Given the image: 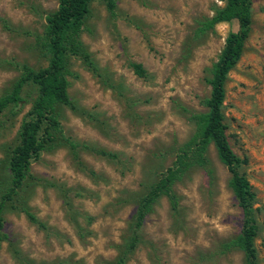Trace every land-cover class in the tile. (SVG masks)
Returning a JSON list of instances; mask_svg holds the SVG:
<instances>
[{
  "label": "rangeland",
  "instance_id": "1",
  "mask_svg": "<svg viewBox=\"0 0 264 264\" xmlns=\"http://www.w3.org/2000/svg\"><path fill=\"white\" fill-rule=\"evenodd\" d=\"M114 1L113 15L100 0L90 1L78 39L100 77L79 59L68 60L67 95L76 110L56 107L61 133H53L3 206L0 264H116L138 200L194 139L211 66L236 23L200 31L222 6L218 0ZM56 5L0 0V96L21 66L46 65L43 17ZM249 18L242 53L226 72L222 114L253 194V246L256 264H264V0H251ZM132 63L144 77L133 73ZM35 94L24 86L20 102L0 115V195L9 186L7 157ZM202 155V164L189 166L171 185L175 207L163 195L153 203L124 264H244L238 249L221 247L241 222L229 175L211 144Z\"/></svg>",
  "mask_w": 264,
  "mask_h": 264
},
{
  "label": "trees",
  "instance_id": "2",
  "mask_svg": "<svg viewBox=\"0 0 264 264\" xmlns=\"http://www.w3.org/2000/svg\"><path fill=\"white\" fill-rule=\"evenodd\" d=\"M90 1L57 0L55 10L46 13L43 17L44 25L40 42L47 55L46 65L36 71L21 66L19 76L10 91L0 96L1 115L5 109L20 102V94L24 86L32 85L36 92L29 110L20 121L16 144L10 150L6 160L9 186L0 195V243L3 239L1 214L4 204L10 202L21 187L28 176L29 165L32 161L37 160L52 142L53 133H61L56 107L63 106L71 111L76 110L67 95L68 60L71 57L79 59L92 75L100 77L94 63L78 39L83 22L89 13ZM100 1L113 15L115 1ZM218 1L222 2V6L214 11L210 19L201 24L200 31L205 32L215 24L230 21L236 23V30L226 35L216 61L211 66L210 77L207 81L209 93L203 102L206 111L194 117L196 134L190 145L180 150L172 166L167 168L138 200L130 222L128 244L116 264H124L125 254L132 251L137 245V232L141 223L159 196H166L172 207H175L176 198L170 189L171 185L189 166L203 163L202 153L208 144L213 146L217 160L229 175L227 186L241 213L238 234L221 247L223 251L236 248L242 253L244 264H256V253L253 246L256 235L252 208L253 194L245 176L239 171L243 161L235 156L227 141L222 114L226 72L236 63L242 53L249 32L251 0ZM130 67L136 76H145L139 64L132 63ZM63 140L70 149L76 148L75 144L66 139ZM93 153L109 160L117 158L116 155L103 150H93ZM26 215L30 221H34L31 216Z\"/></svg>",
  "mask_w": 264,
  "mask_h": 264
}]
</instances>
